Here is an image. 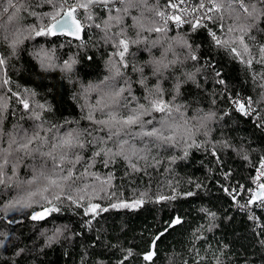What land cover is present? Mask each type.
I'll return each instance as SVG.
<instances>
[{
	"label": "trees",
	"instance_id": "trees-1",
	"mask_svg": "<svg viewBox=\"0 0 264 264\" xmlns=\"http://www.w3.org/2000/svg\"><path fill=\"white\" fill-rule=\"evenodd\" d=\"M173 1L92 4L82 11L89 28L82 30L80 39L61 34L35 36L31 26L47 24L42 14L52 10L42 0H23L27 11L21 10L12 21L8 14L0 15V59L5 61L0 66V162L5 156L9 161L5 183L0 184V264H264V210L240 209L232 200L233 191L250 182L264 156V62H258L259 48L264 45V17L255 22L235 21L225 12L223 20L214 15L195 30L190 22L179 31L168 27L162 32L148 31L165 27L157 13ZM38 3L42 6L36 7ZM77 17L81 19L79 12ZM242 23H254L244 37L249 54L243 53L239 42H232L239 31H227ZM212 32L228 44L217 46ZM116 33L122 35L115 37ZM106 34L129 41L128 67L121 68L120 76L114 77L111 69L110 57L116 49L105 41ZM18 37L21 42L13 47ZM180 38L191 48L182 46ZM136 40L141 42L131 43ZM169 46L171 50L165 53ZM233 47L244 61L252 59L251 66L232 53ZM164 55L165 62L175 63L163 78H157L149 62ZM65 61H74L71 71L64 69ZM141 78L146 87L140 84ZM4 80L8 83L3 84ZM125 81L137 98L157 86L164 90L165 100L175 96L173 103L182 106L195 126L191 147L184 142L161 148L149 144L142 153L145 159L133 158L138 171L120 158L107 167L96 158L89 173L100 180L85 176L70 191L76 199L84 197L82 207L66 199L55 201L59 211L33 220L40 206L22 207L17 200L23 195L21 189L28 187L22 182L32 179L33 167L47 159L40 153L52 151L51 145L61 135L97 127L88 114L98 107V100L108 99L111 89L107 85L125 86ZM237 94L252 98L257 119L231 104L230 98ZM21 100L28 102L29 109L23 108ZM93 114L95 119L104 118L98 110ZM36 132L42 139L35 140L30 149L39 151L31 155L17 151ZM135 143L145 148L144 143ZM94 150L82 153L85 161ZM83 170L77 165L78 172ZM109 175L111 183L102 186ZM140 199L144 203L136 208L111 207ZM89 204L108 210L93 218L84 214ZM177 218L180 223H174ZM149 253L152 258L145 260Z\"/></svg>",
	"mask_w": 264,
	"mask_h": 264
},
{
	"label": "snow or ice",
	"instance_id": "snow-or-ice-1",
	"mask_svg": "<svg viewBox=\"0 0 264 264\" xmlns=\"http://www.w3.org/2000/svg\"><path fill=\"white\" fill-rule=\"evenodd\" d=\"M109 0H85L81 3L77 0L71 6H67V0H63L61 3H57L56 0H42L43 4L51 5L52 10L42 14L49 22L47 24L41 23L39 27L31 26V31L35 33V36H56L58 34L67 35L80 39V33L83 30L81 21L77 18V12L80 9H88L92 4L107 5ZM184 0H180L182 4ZM0 4H3V0H0ZM259 5V7H258ZM36 7H41L42 4H36ZM170 7L176 9L178 4H170ZM25 8L24 2L16 3L14 0H7L6 6L0 7V15L8 14V20L12 21L17 18V14ZM201 11V15L196 18V22L192 24L193 30L198 27H202L203 20H212L215 15L220 20L224 19V13L227 12L230 16H234L235 21H248L253 22L264 17V0H200L198 7L193 11ZM209 13L213 15H209ZM29 15H36L35 12H29ZM163 17V13H157ZM88 19L92 17L89 15ZM173 20L177 25L184 23L181 16L174 15L168 17ZM119 22V21H118ZM106 26H107V22ZM138 23V22H137ZM165 27L149 28L148 31L162 32L165 31L168 20H165ZM100 27V25H96ZM143 26L141 25V28ZM223 30V24H221ZM253 24L242 23L236 27L229 26L227 31L229 33L239 31L240 35L233 40V43L239 42L243 49L244 54H249L250 49L247 43H245L244 37L248 35ZM122 33H116L115 37H120ZM213 41L217 46H224L228 44V40H221L216 36V33H210ZM115 37H109L105 35L106 42H112V46L116 49L111 54L110 65L114 70V77L122 75L121 68H127L128 64L125 60V56L129 51V41L123 38L116 39ZM19 37L13 41V47L20 43ZM140 40L132 41L131 43L138 44ZM182 46L191 48V45L186 40L180 38ZM157 42H153V46ZM171 50V46L165 49V53ZM232 53L241 57L242 62H246L249 66L252 64V59L247 61L243 60L241 52L237 51L235 47L231 48ZM260 60L258 62H264V45L259 48ZM113 57L118 59H113ZM191 59L195 60L196 56L192 55ZM166 61V55L160 59H153L149 62V66L152 69V74L157 78H163V73L167 70L170 64H174V61ZM5 63L3 59H0V66ZM74 61H65L64 69L71 71ZM136 69H134L135 71ZM142 72V69L140 70ZM220 74L217 73V76ZM113 77V79H114ZM192 79L193 77H189ZM108 78H106L107 80ZM144 87L145 81L143 78L139 81ZM223 83V81H218ZM8 81L4 80L3 84H7ZM125 86L116 87L114 84L107 85L111 89L110 93H107L108 99L103 97L97 101V108L102 115L103 119H95L93 112H90L87 119L97 127L91 130H85L84 132H68L64 135L56 138V142L51 145L52 151L46 153H40L41 156L47 157L40 162L38 166L33 167L34 175L32 179L22 182L28 187L22 188L23 195L17 200L22 207H32L33 204L40 206V211L35 212L32 215L33 220H42L47 215L53 212L59 211V208L54 203L55 201H62L64 199L75 204L77 207H82L80 203L84 199L80 196L79 199L74 198L70 191L72 186L77 180L84 178L85 176L92 175L94 179L100 180V177L89 173V169L95 166V159L101 158L105 167L109 163H114L116 158H120L126 161L129 166L138 171L136 163L133 162V158L145 159L142 155L149 144L154 147L161 148L166 146H175L181 142L188 144L191 147L189 141L193 140L195 132L193 131L194 125H190L189 117L186 113L181 111V105H175V96L172 100L164 99V90L157 86L155 89H149L142 98H137L133 93L128 81L124 82ZM179 83L175 85V90L179 93ZM127 92V95L125 93ZM20 103L24 109H29V104L25 100H21ZM239 111L248 114L245 110V104L236 101ZM248 104H251L249 98ZM42 107V106H41ZM39 119V116L36 117ZM93 132L96 133L93 136ZM103 133V135H100ZM86 137H92L87 139ZM40 137L39 132H36L33 136L27 137L25 142L19 145L17 151H23L28 155H31L33 151L38 152L39 149H30V145ZM46 140V138H43ZM136 141L144 143L145 148H137ZM16 141L13 139L12 143ZM111 143L113 147H108ZM103 145V146H101ZM89 148L95 149L92 155L87 161L84 160L83 152ZM59 149V154H55V150ZM71 154V155H70ZM10 155V153H9ZM51 161V168L48 167V162ZM9 164L7 157H2L0 162V184L5 183V167ZM65 165H70L65 167ZM77 165L83 166V172L77 171ZM264 168V164L261 165ZM13 172H15V165H13ZM264 175V172H261ZM8 179H11L10 177ZM112 177L109 175L101 181V185L110 184ZM71 182V183H69ZM20 187V185H18ZM264 188V185H261ZM80 191H83L81 189ZM191 195V193H189ZM175 199V197H171ZM264 199V193L258 197ZM160 199H166L161 197ZM252 201H250L251 203ZM144 203L143 199L136 200L132 203H117L112 204V208H136ZM45 205H48L45 207ZM106 208H101L98 204H89L84 208L85 215H92L95 218L100 212L107 211ZM174 223H180L177 218ZM59 231V229L57 230ZM159 239V237H157ZM152 253H149L144 257L145 260H150Z\"/></svg>",
	"mask_w": 264,
	"mask_h": 264
},
{
	"label": "bare ground",
	"instance_id": "bare-ground-1",
	"mask_svg": "<svg viewBox=\"0 0 264 264\" xmlns=\"http://www.w3.org/2000/svg\"><path fill=\"white\" fill-rule=\"evenodd\" d=\"M70 1H72L73 4L76 3L75 0H70ZM70 1L68 0V4L71 6ZM175 1L176 0H174V2ZM174 2L172 4H178L179 7L176 9H174L172 7H169V9L167 8L168 10L165 13H163L164 14L163 17L160 16L163 20L162 21L163 24H164L165 20H168L167 26L169 28L176 30V31H179L177 29L183 23L180 25H177L173 20L168 19V17L174 16V15L181 16L183 21L190 20L188 23H190V22L195 23L196 22L195 12H197L199 10L194 12L193 9L198 7L200 0H184V2L182 4L180 3V0L177 3H174ZM205 3L207 4V0H205ZM106 7H108V6H106ZM82 11H83V9H80L78 11L81 14V19H79L78 17L77 18L81 21V23L83 25V29L85 28L84 31H86V29L89 28V24L84 21ZM209 15H213V14L209 13ZM207 21L208 20H206V19L203 20L202 24H205ZM188 23H186L185 25H187ZM249 98L251 99L250 105L248 104ZM230 101H231V104L233 106H235L236 108H237L236 101H239V102L245 104V110L248 113L246 115H251L253 119L258 118L256 108H255L254 103L252 101V98L250 96L237 94L236 96L231 97ZM263 130H264V128H263ZM262 164H264V156L261 158L259 164L257 165V167H256V169H255V171H254V173L250 179V182L247 185L240 184L239 187L237 188V191H233V193H232V200L237 205V207H239L240 209L247 210V209L253 208L254 206H259L261 208V210H264V199L258 198L261 195V193H264V188H261V185H264V175H261V172H264V168H261ZM250 201H252V202L250 203Z\"/></svg>",
	"mask_w": 264,
	"mask_h": 264
},
{
	"label": "built area",
	"instance_id": "built-area-1",
	"mask_svg": "<svg viewBox=\"0 0 264 264\" xmlns=\"http://www.w3.org/2000/svg\"><path fill=\"white\" fill-rule=\"evenodd\" d=\"M179 0H176L174 3H177ZM202 13L200 11L195 12V18L199 17ZM190 20H186L184 21V23L177 29L180 30V28L185 25L186 23H188ZM255 207V206H254ZM257 208H260L259 206H256Z\"/></svg>",
	"mask_w": 264,
	"mask_h": 264
},
{
	"label": "rangeland",
	"instance_id": "rangeland-1",
	"mask_svg": "<svg viewBox=\"0 0 264 264\" xmlns=\"http://www.w3.org/2000/svg\"><path fill=\"white\" fill-rule=\"evenodd\" d=\"M62 1H63V0H62ZM67 1H68V0H67ZM173 2H174V1H173ZM173 2H172V3H173ZM172 3H171V4H172ZM169 7H170V6H169ZM168 9H169V8H168ZM168 9H167V10H168ZM167 10L162 11L161 13H165ZM159 16H160V15H159ZM160 18H161V17H160ZM160 20L163 21L162 18H161ZM164 25H165V23H164ZM166 27H168V26H166ZM168 28H169V27H168ZM171 29H172V28H171ZM127 54H128V53H127ZM127 54H126V55H127ZM125 57H126V56H125Z\"/></svg>",
	"mask_w": 264,
	"mask_h": 264
},
{
	"label": "water",
	"instance_id": "water-1",
	"mask_svg": "<svg viewBox=\"0 0 264 264\" xmlns=\"http://www.w3.org/2000/svg\"><path fill=\"white\" fill-rule=\"evenodd\" d=\"M60 35V34H59ZM71 37V36H70Z\"/></svg>",
	"mask_w": 264,
	"mask_h": 264
}]
</instances>
